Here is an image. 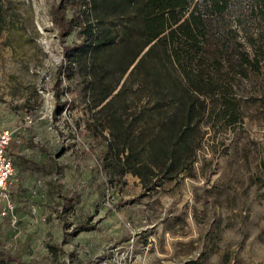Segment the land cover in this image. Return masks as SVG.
<instances>
[{
    "label": "rangeland",
    "instance_id": "obj_1",
    "mask_svg": "<svg viewBox=\"0 0 264 264\" xmlns=\"http://www.w3.org/2000/svg\"><path fill=\"white\" fill-rule=\"evenodd\" d=\"M57 5L67 17L89 7L0 0V129L14 131L13 162L46 167L14 164L0 264H264V66L226 79L171 161L153 150L174 105L114 98L134 63L67 55L83 33L59 31Z\"/></svg>",
    "mask_w": 264,
    "mask_h": 264
},
{
    "label": "trees",
    "instance_id": "obj_2",
    "mask_svg": "<svg viewBox=\"0 0 264 264\" xmlns=\"http://www.w3.org/2000/svg\"><path fill=\"white\" fill-rule=\"evenodd\" d=\"M86 2L88 9L71 17L58 5L52 9L60 32L80 29L83 33L82 40L70 43L65 53L87 47L94 53L93 64L106 54L124 73L151 44L114 98L125 99L126 92L133 89L152 101L151 109L164 103L174 105L175 113L162 125L166 128L159 139L162 144L153 150L171 161L187 143L193 129L191 119L211 112L216 94L226 96L231 89L225 87L226 79L242 78L264 66V0ZM70 63L71 59L63 61L61 70L68 71ZM15 163L20 170L46 168L20 155Z\"/></svg>",
    "mask_w": 264,
    "mask_h": 264
},
{
    "label": "built area",
    "instance_id": "obj_3",
    "mask_svg": "<svg viewBox=\"0 0 264 264\" xmlns=\"http://www.w3.org/2000/svg\"><path fill=\"white\" fill-rule=\"evenodd\" d=\"M14 136V131L11 128L0 129V198L7 189V184L14 171V162L12 156L8 152V146ZM8 205L2 210V215L7 213V210L12 208L9 201Z\"/></svg>",
    "mask_w": 264,
    "mask_h": 264
},
{
    "label": "crops",
    "instance_id": "obj_4",
    "mask_svg": "<svg viewBox=\"0 0 264 264\" xmlns=\"http://www.w3.org/2000/svg\"><path fill=\"white\" fill-rule=\"evenodd\" d=\"M19 168V167H18ZM19 170H20V168H19ZM21 172H22V174L25 176V175H27V173H29L30 171H22V170H20ZM24 180H28V181H31V182H34L35 180H29L28 178H24ZM37 181H38V183L36 184V187H37V191L39 192L41 189H39L38 188V186H40L41 185V181H40V178H38L37 179ZM34 191H35V189H34ZM7 201H9L10 202V204L12 205V208L11 209H13V206H14V203L13 202H11V200H9V199H6V202L4 203L5 205H2V206H0V215H2V210L4 209V207L6 206V205H8V202ZM11 209H9V210H11ZM34 209H35V207H34ZM9 210H7V212H9ZM35 211V210H34ZM11 213V212H10ZM7 214V213H6ZM5 214V215H6Z\"/></svg>",
    "mask_w": 264,
    "mask_h": 264
},
{
    "label": "water",
    "instance_id": "obj_5",
    "mask_svg": "<svg viewBox=\"0 0 264 264\" xmlns=\"http://www.w3.org/2000/svg\"><path fill=\"white\" fill-rule=\"evenodd\" d=\"M151 44H149L143 51H142V53L139 55V57L136 59V61L134 62V64L132 65V67L136 64V62L140 59V57L144 54V52L149 48V46H150ZM131 67V68H132Z\"/></svg>",
    "mask_w": 264,
    "mask_h": 264
}]
</instances>
